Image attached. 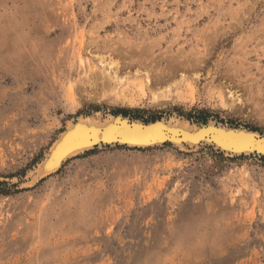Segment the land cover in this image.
<instances>
[{
    "label": "rangeland",
    "instance_id": "374dc122",
    "mask_svg": "<svg viewBox=\"0 0 264 264\" xmlns=\"http://www.w3.org/2000/svg\"><path fill=\"white\" fill-rule=\"evenodd\" d=\"M110 117L187 133L49 166ZM209 126L264 139V0H0V264H264V155Z\"/></svg>",
    "mask_w": 264,
    "mask_h": 264
},
{
    "label": "bare ground",
    "instance_id": "6f19581e",
    "mask_svg": "<svg viewBox=\"0 0 264 264\" xmlns=\"http://www.w3.org/2000/svg\"><path fill=\"white\" fill-rule=\"evenodd\" d=\"M99 65L102 67V70L100 73L101 77L103 79H106L108 78L111 82H116L118 83L119 82V78L116 79L115 77V74H116V70H113L116 67L117 63H115L112 59H106V58H102L99 62ZM112 72L114 74V76L111 77L112 75ZM115 77V78H114ZM107 79V80H108ZM146 79V77L144 78ZM109 81V82H110ZM118 81V82H117ZM139 81V79H138ZM142 80L139 81V83L141 82ZM146 81V80H145ZM114 84V83H113ZM146 84V83H145ZM140 85V84H139ZM147 88H148V84H146ZM166 86V85H165ZM113 87V86H112ZM146 88V89H147ZM169 87H166V89L163 87V90L161 89V91H158V95H155L154 97V101L156 100V102H158V104L160 103V101L164 98L165 100V95L166 92H168V89ZM140 89V92L142 93V86L139 88ZM157 90H160V89H157ZM229 91V90H228ZM230 92V91H229ZM156 94V93H154ZM169 94V93H168ZM225 95V94H224ZM125 96V95H124ZM223 96V95H222ZM224 98V97H223ZM121 102L122 104L125 103V102H128V99L127 97H122L121 99ZM222 101V100H221ZM155 102V104H157ZM237 102V99L234 98V95L230 92L229 95L226 94L225 98H224V103L226 106L230 107V108H233L234 105H236L235 103ZM227 103V104H226ZM157 104V105H158ZM164 104V103H163ZM162 104V105H163ZM223 104V103H222ZM224 106V104H223ZM232 106V107H231ZM236 106H234L235 108ZM229 109V108H228ZM95 119V118H94ZM98 120V119H97ZM96 120V121H97ZM119 118L118 117H110V118H107L105 119V121H102V123H98V122H95L94 120H81L80 124H76L75 127L73 126L71 129L69 128V130L62 135V137L60 138V140L55 144L53 150L51 149V154L49 156V158L47 159V162L50 165H52L51 167H54L56 166L55 168L58 167V165L63 161L65 160L66 158L70 157V156H73V155H76V154H79L81 152H83L84 150L86 149H89L91 148L92 146H88V147H85V148H82V149H79V150H76V151H73L71 153H67V145H69L70 143L72 144H88L89 140L92 139L91 143L93 144H96L97 146H100L101 143L98 141L99 138H97V133H99L100 131L105 134V135H110L114 132H117V131H125L127 134L129 133H139V134H144V135H157L156 131H159L160 128L162 127V121L159 122V121H156L154 123H151L153 125H149L147 127H145L143 130L139 129L137 126H139V122L135 121L133 122L132 126H126L125 125V122L126 121H122L120 124H118ZM126 120V119H125ZM93 121V122H92ZM95 122V123H94ZM149 124V123H148ZM161 126V127H160ZM166 127L171 131H186L187 133V130H184V129H181V128H178L176 126H170L169 125H166ZM211 127V126H209ZM124 128H127V129H124ZM218 128V127H217ZM201 129V128H200ZM197 133H198V129H196ZM191 131V130H190ZM193 131V130H192ZM191 131V132H192ZM189 132V131H188ZM178 133V132H177ZM185 133V135H186ZM232 132L228 131H218V133L215 134V136L219 137V138H222L224 140H232V139H240L242 141V143H245V144H252L253 147H256L257 148V153L259 154H263L264 155V141H255L251 136H240V134H237V133H232ZM183 134V133H182ZM189 134V133H188ZM187 134V135H188ZM192 134V133H191ZM196 134V133H195ZM95 137V139H93V137ZM90 143V144H91ZM207 143V142H206ZM108 143H106L107 145ZM109 144H116V143H109ZM177 144V143H176ZM104 145V144H103ZM122 145V144H120ZM127 146H134L132 144H127ZM148 147V146H146ZM57 149V150H56ZM227 153H230V154H233V155H239V153H236V152H227ZM243 154V153H242ZM244 154H250L248 152L244 153ZM62 156V157H61ZM48 157V155H47ZM47 162H45V165L47 166ZM44 166V164H43ZM48 167V166H47ZM49 168V167H48ZM53 168V169H55ZM41 169V168H39ZM45 169V168H44ZM52 169V170H53ZM51 171V170H50ZM49 171V172H50ZM45 173V172H44ZM46 173H48V171H46ZM43 174V172H42ZM40 176H42L40 174Z\"/></svg>",
    "mask_w": 264,
    "mask_h": 264
},
{
    "label": "water",
    "instance_id": "95a60500",
    "mask_svg": "<svg viewBox=\"0 0 264 264\" xmlns=\"http://www.w3.org/2000/svg\"><path fill=\"white\" fill-rule=\"evenodd\" d=\"M122 121H126L124 119H119L118 124H120ZM161 122V121H159ZM154 123V122H153ZM133 122L126 121L125 125L132 126ZM153 125L151 123L149 124H142L139 123V126H137L139 129L143 130L145 127ZM162 126V127H161ZM159 131H156L157 135H144L139 133H129L127 134L125 131H117L110 135H105L101 131L97 133L98 141L103 143H117V144H132L134 146H150L157 143L164 142L166 140H178L177 137V131H171L170 128L168 129L166 127V124L162 123ZM150 127V126H149ZM127 129V128H124ZM218 131H230L232 133L240 134V136H251L255 141H264V139L260 138L259 136L251 133V132H245L243 130L238 129H227L224 127H207L204 130H201L197 135L193 136L194 142H208L216 146L222 151L225 152H236V153H246V152H258L256 147H253L252 144H245L242 143L240 139H232V140H224L222 138H219L215 136ZM231 133V135H232ZM96 136L93 137L95 139ZM92 139L89 140L88 144H72L70 143L67 145V153H71L73 151L88 147V146H95L96 144L91 143ZM91 143V144H90ZM57 150V149H56ZM62 157V156H61Z\"/></svg>",
    "mask_w": 264,
    "mask_h": 264
},
{
    "label": "trees",
    "instance_id": "16d2710c",
    "mask_svg": "<svg viewBox=\"0 0 264 264\" xmlns=\"http://www.w3.org/2000/svg\"><path fill=\"white\" fill-rule=\"evenodd\" d=\"M124 116H126L125 113H124ZM159 118L160 117H154L150 121L153 122V121H155V120H157ZM191 118L194 119V121L196 123H206V121H207L206 117L203 116V113L202 112H198V115L197 116H191V117L190 116H187L186 117L187 120H190Z\"/></svg>",
    "mask_w": 264,
    "mask_h": 264
}]
</instances>
